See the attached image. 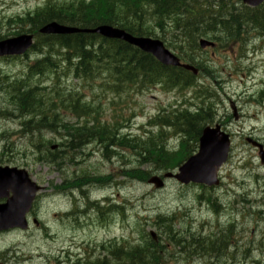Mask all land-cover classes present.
Returning <instances> with one entry per match:
<instances>
[{
    "label": "rangeland",
    "instance_id": "374dc122",
    "mask_svg": "<svg viewBox=\"0 0 264 264\" xmlns=\"http://www.w3.org/2000/svg\"><path fill=\"white\" fill-rule=\"evenodd\" d=\"M45 1L47 0H0V30L2 33L8 34L9 28L6 26V20L9 17L18 14L23 15L29 10L36 9L39 5L45 3ZM149 24L154 28L156 26L154 21H151ZM244 33L247 34L245 31ZM255 37L249 35L248 50L245 51L246 59H243L244 50L242 48H236L234 51L231 48H229V51H224V49L215 50L214 53L212 50H207V53L199 52L200 55L206 56L209 66L214 69H221L218 72V81L215 83H213L212 79L203 76L198 82L200 85L216 86L211 92L213 96H211L208 103V106L212 108L213 122H217L218 120L221 121H218L219 123L223 122L222 126L233 136L231 156L228 163L219 172L221 184L213 188L214 195L217 197L216 207L209 200H199L198 195L202 193L200 185H183L174 179L167 180L162 189H156L147 181L143 182L136 180V178L130 179L125 176H117L118 186L107 187L106 185H97V188L91 189V199L89 200L99 201L100 205L96 206H89L87 204L88 200L85 202L78 191H74L72 188L67 190L58 189L61 184H64L63 182L66 178L73 179L79 175H89L96 178L101 174L117 173V170L121 166L124 169H150L151 167H146V165L141 167L136 161V154L130 150L129 146L123 147L121 141H119L120 143L110 144L107 143V139L100 142L99 146L96 142L87 144L90 147L85 146L82 149L81 155L74 152L71 154L74 163L66 160L62 165L63 167L59 170L55 166L52 167L48 164L39 163L36 159L37 154L46 156L45 154L49 149L47 147H50V144L46 141L51 140V146L59 144V135H52L46 131H42L34 137L29 135L30 138L20 135L14 141L12 134L13 131H16L20 127L21 123L29 127L31 131L38 129L36 127L39 125V122H36L34 118L38 114L39 109L32 108V100L28 103L25 99L26 95L29 97L39 92V90H34L33 93L27 91L30 84L36 85L38 83L37 80L39 78L34 79L35 84L25 81L28 84L24 88L15 87L13 89V84H8V81L3 82L5 76H8L13 81L16 78H25L28 64L32 62L34 55H31L30 58H1L0 111L4 110L7 113L8 109V113H12V116H0V135L3 134L5 137L11 135L10 140L6 141L9 143L6 145V154L13 159L12 164L27 167L32 175L41 182L40 184H44L45 190L42 191V194H45V196L33 211L35 213L34 218L40 224L38 226L34 225V228L28 232L17 231L1 235L0 255L5 254L2 252L8 249L7 257H11L10 264H58L55 259L56 256L58 260H64L68 256V251L73 253L75 261L80 257L82 264L91 258L103 259L104 257H102L99 251L102 244L114 240V242L121 243L123 239L129 242L133 240L138 242L142 234V227L146 233H149L151 230L155 231L156 228L151 223H154L159 214H163L167 217L176 215L177 223H179V226L176 225L175 227L177 231L191 229L190 231L193 233H202L206 234V236L213 234L212 231L216 229L217 223L226 225L233 222L235 223V230H238L236 231V239L241 242L236 245V248L233 247L228 251V256L225 254L223 257L220 256V258H218L219 256L216 258V256L206 255L203 258L195 257L190 260H187V256H178L176 259L170 258L169 254L172 253L170 252L167 256L163 257L164 259H161L164 264H264V249H262L264 247L262 245L264 241V222H257L255 219L256 215L259 214L256 213V210L264 211V206L252 204L254 201H258L257 204H261V194L264 191V167L258 159L256 150L245 143L244 139L247 135H256L258 139L264 141V104L258 99L255 100L253 97L250 98L249 95L244 94V89L247 86L251 89V93L255 92L259 94L264 89V85L260 84V81L264 77V68L262 66L264 48L258 50L259 52L252 51L254 46L259 45ZM230 46L232 47V45ZM44 56H40L37 62L42 61ZM56 58H58V54H54L53 60ZM47 76L53 77L50 73L45 74L44 85H52V80H48ZM106 82L96 80V84L90 83L88 85L83 81L65 79L60 83H62V86L67 91L73 89L76 91L83 90V95L88 98L87 100L95 103L93 108L98 110L102 122H110L116 114L123 115L125 118L131 117V112H134L135 114L126 124V128H123L127 129L128 127L134 135H140L141 130H143L141 126L147 122L148 118L160 111L162 113L164 108L168 110V113H174L178 107L182 109L186 105L185 100L181 97L183 90L165 93L158 89H151L144 94L135 93L132 101L126 106L120 95H116L107 88L111 84H106ZM97 83L102 84V86H98ZM7 87L10 89L9 94ZM196 88L197 86H190L186 90L187 95L194 94ZM122 96H125V94L123 93ZM238 96L241 98H239L240 101L237 103L235 99ZM20 103L24 105V112L30 113V116L25 119L16 117L18 110H15V108ZM233 105L240 106L239 109L243 116L238 112L236 118L233 117ZM159 107H161L160 110ZM52 111L56 113L54 109ZM67 119L75 121L71 116L64 117V120ZM168 133L174 134V132L169 131ZM83 134L86 138L88 137L86 133ZM84 140L83 144H86L87 140ZM42 143H44L43 146ZM0 144L2 147L3 143L1 142ZM38 145L41 148H39V151L36 149ZM58 147L64 150L62 145H58ZM114 148H122V153L116 154L114 157ZM102 149L107 150L109 159L104 157ZM151 169L153 174L159 175L164 173V171H157L153 167ZM174 172H177V170ZM121 178H123L122 184H120ZM91 181V178H87L88 183ZM70 190L74 191V195L81 202H74L72 199L74 195L70 196L62 193L63 191ZM245 192L247 193L245 194ZM105 196H111L114 204L118 203L121 205L123 203V216H118L116 213L107 211L105 215L106 220L100 221V219H103V216L101 217L99 209L107 207V202L104 199ZM75 204L79 205L78 207L81 210L71 215H66V213L74 210ZM252 205H254L253 208ZM59 212L65 214L68 218L65 216L60 217ZM261 219L264 220V217ZM140 223L142 227H138ZM248 248L249 251L246 253V249ZM56 252H58V255H55L57 254ZM61 252L63 255H61ZM29 255L31 256L28 257ZM20 256L25 257L24 260H18L17 258H20ZM64 264L69 263L66 261Z\"/></svg>",
    "mask_w": 264,
    "mask_h": 264
},
{
    "label": "trees",
    "instance_id": "16d2710c",
    "mask_svg": "<svg viewBox=\"0 0 264 264\" xmlns=\"http://www.w3.org/2000/svg\"><path fill=\"white\" fill-rule=\"evenodd\" d=\"M150 9L154 10L152 14H149ZM53 20H58L62 23L66 21L65 23L82 27L112 24L122 27L134 35L143 36L150 35L157 37L155 33L160 29V32L163 33L160 37L167 42L168 46L178 52L179 57L183 61L188 60V62L201 66L202 62H198L192 57L193 51L199 48L198 40L200 37L212 40H214L213 36L217 40L224 37L226 43L231 44L236 42L238 34L244 35V31L250 33L256 29V33H259V36H264V3L259 7L252 8L243 4L242 0H92L90 2L84 0L67 2L65 4H52L50 0H47L43 6L34 11H27L25 15H14L6 20V26L9 28L6 35L20 34L29 29V31L36 34L37 41L42 38L45 39V45H47V48H50L49 55L52 50H55V53L63 52L64 61L67 63L64 70L71 73L70 77L75 76L84 82H88L90 85V83H95L97 80L93 79L92 76L98 73H108L107 84H111L108 85V89L116 93L145 91L158 84H161L164 90H168L174 86L184 87L189 81L188 77L194 76L183 68L164 66L151 54L141 52L138 48L120 40L106 39L89 33L64 36L39 34L38 29L43 24ZM151 21L155 22V28L149 24ZM172 30L173 34L170 33ZM166 33L167 37L165 36ZM175 33V39L170 40L169 37ZM6 35L0 30V39H3ZM80 39L84 40L87 48L85 45H82L83 40ZM179 39L182 41H179ZM37 41L31 50L32 52L37 48ZM95 45H97L96 49L94 48ZM74 56H77L76 62H73L75 60ZM90 61H92V64L89 66L88 63ZM38 64H43L40 67L41 71H64L63 68L59 70L61 68L49 65L48 62H38ZM205 69L207 68L205 67ZM57 74L59 73L55 75V86L53 88L50 89L48 86H43L41 84L42 81L38 80V83L34 86L39 89V92L37 91L39 95H30L29 97L26 95L25 101L29 103L32 100V108L40 109L34 118L36 122H39L36 128H39L41 125V127L48 126L51 129L57 128L59 124H63L65 132L68 134L66 142L69 143L71 150L76 151L85 142L84 139L89 137L98 138L99 142L105 141L116 128L100 122L97 116L98 112L96 116L91 117L94 120L91 121L93 123L91 127L85 126L87 125L86 123H89L88 120L83 127H79L77 124L69 125V123L64 122V119L58 112L53 113L52 109L57 107L58 98L52 97L50 93L54 90L60 91L58 88L60 79ZM3 80V82H6L12 79L5 76ZM24 81L35 84L32 75L25 77ZM7 88L9 94L10 89L9 87ZM34 90H30L29 92L33 93ZM42 94H45V101L41 98ZM79 97L82 99L84 107L93 106V104H88V102L84 101L83 96L80 95ZM79 100L75 98L70 104L71 108H75L76 112H78L76 108H81ZM62 101L67 103L69 97H62ZM18 106L23 107L24 105L20 103ZM162 114L165 115L162 118L161 124H176L180 128H183V130L177 131L182 135L179 149L170 150L166 147L165 140L168 131L161 125H158L159 129L156 132L151 131L152 135L149 138L139 143H128L129 140L127 139L129 136H125L121 138L123 139L121 144L123 147L129 146L130 150L136 154L138 164L141 167L146 165V167H153L157 171L174 170L196 150L201 130L204 124L207 123L205 121H209L211 116L208 115L207 117V111H204L203 115V111L201 110L191 114L189 107L176 109L174 113L164 112ZM159 115L157 118L160 117ZM118 121L116 119L113 124L116 125ZM152 122L157 123L155 119ZM187 124H196V128L186 130L185 126ZM116 126L118 127V125ZM28 131H30L29 128L23 130L24 133ZM83 133H86L88 137L86 138ZM43 145L44 143H42ZM39 148L38 145L37 151H39ZM46 153L48 162L56 165L63 163L64 158L60 157L59 151H51L49 148ZM151 168H132L128 170L127 176L129 178H136L139 181H146L149 175L152 174ZM84 178H91V182L100 179L99 177L94 178L89 175H85ZM175 217L176 215L170 217L163 216L155 220L154 224L158 228L159 235L163 236L160 240L163 242L161 246V242L156 244L146 233H142L138 245L136 243L135 245L129 243L126 249L123 248L121 250L118 248L122 247H118L116 242H111L110 245L104 246L109 251L112 259L95 261L94 264H104L109 261L111 264H158L159 258L162 256L161 251H168L166 243L172 244L177 253L185 254L186 252L187 255L190 253L192 256L198 255L200 257L202 256L201 254L206 252L208 241H211L213 245L221 238H233L232 225L224 230L218 229L215 232V237L208 236L209 240L206 239L207 237L193 233L190 230H187V232L183 230L177 231L175 227L178 223H175ZM168 218L171 219V223H168ZM184 249L186 250L184 251ZM173 257L175 256L173 255ZM118 259L121 263H119ZM85 264L92 263L86 262Z\"/></svg>",
    "mask_w": 264,
    "mask_h": 264
},
{
    "label": "bare ground",
    "instance_id": "6f19581e",
    "mask_svg": "<svg viewBox=\"0 0 264 264\" xmlns=\"http://www.w3.org/2000/svg\"><path fill=\"white\" fill-rule=\"evenodd\" d=\"M152 12H154V10H152V9H150V12H149V14H152ZM26 14V13H25ZM25 14H23V15H25ZM170 20V19H169ZM66 21H63V23H62V25L63 24H68V23H65ZM253 26V25H252ZM252 26H251V28H252ZM84 28V30H89V29H91V27H83ZM251 28H250V30H251ZM256 30V29H255ZM257 31V30H256ZM25 34H28L29 33V29H26L25 31H23ZM258 32H260V31H258ZM85 33H89V34H92L91 32H85ZM171 34H173V30L170 32ZM78 34H81V33H78ZM44 35H51V34H44ZM176 35V33L173 35V36H171V37H169V39L171 40H174L175 38H174V36ZM165 36L167 37V34H165ZM213 39L216 41V43H217V46H218V48H220V49H225L226 48V46H227V43H226V41H225V38L224 37H221L220 39H215V36H213ZM236 42L238 43V44H240V46H241V48L244 50V53H243V59H246V50H248L247 49V47H248V40H249V33H245L244 35H240V34H238V36L236 37ZM80 40H83V39H80ZM36 41H37V39H35L34 40V45H35V43H36ZM176 41V40H175ZM179 41H182L181 39H179ZM75 43H78V42H75ZM79 44V43H78ZM80 44H81V42H80ZM76 45V44H75ZM82 45H85V43H84V40H83V42H82ZM129 45H131V46H133V47H135V48H138L141 52H144V53H147V52H145L144 50H142V49H140L139 47H137V46H135V45H132V44H130L129 43ZM183 45V44H182ZM81 46V45H80ZM77 47V46H76ZM82 47V46H81ZM85 47L87 48V46L85 45ZM94 48L96 49L97 48V45H95L94 46ZM190 48H191V46H190ZM81 49V48H80ZM84 49V48H83ZM49 50H50V48H47V45H45V39H39L38 41H37V48H35V50H33V54L32 55H34L33 57V60H32V62L31 63H29L28 64V67H27V71L26 72H28L29 74H32L34 71H36L37 72V70L38 71H41L40 70V67H42V65H40V64H38V62H48L49 63V65L51 64V65H55V66H58L59 68H61V69H59V70H62V68H63V70H64V68H65V66H66V62L64 61V53L63 52H59V53H55L56 51L55 50H52V52H51V54L49 55L48 54V52H49ZM241 51V50H240ZM194 52V51H193ZM54 54H58V58H56L55 60H53V58H54ZM43 55H45L44 56V58H43V60L42 61H38L37 62V60H39V58H40V56H43ZM72 55V54H71ZM70 55V56H71ZM242 56V55H241ZM31 57V56H30ZM75 57V60L73 61V62H76L77 61V59H76V57L77 56H74ZM193 58H194V56H192ZM57 60V61H56ZM70 60V59H69ZM188 61V60H187ZM88 63V62H87ZM94 63V62H93ZM89 66H90V64H92V61H90L89 63ZM95 65V64H94ZM97 65V64H96ZM99 66H100V64H99ZM103 66V65H102ZM208 69H205V67L204 66H202L201 67V71H202V76L203 77H207V78H209L210 79V77H209V75L210 76H215V77H217L218 75H217V72H211V73H209L208 74V71H207ZM54 72H55V70H54ZM56 73H59V74H57L58 75V77H59V79L62 81V80H65V79H69L70 78V76H71V73H68L66 70H64L63 72H56ZM91 73V72H90ZM94 74H95V72H94ZM93 77V79H97V80H102V81H107L106 82V84L108 83V78H109V74L108 73H106V74H103V73H98V74H95V76H92ZM206 78V79H207ZM188 83H193V85L194 86H197V87H199L200 86V84H199V82L198 81H195V77H188ZM9 83L8 84H13V89L15 88V87H21V88H24L25 87V85H27L28 83H26L25 81H24V77L23 78H16L14 81L13 80H10V81H8ZM187 83V84H188ZM263 83V82H262ZM186 84V85H187ZM185 85V86H186ZM158 86L159 87H162L161 86V84H158ZM33 89H35V90H39L38 88H36L34 85H32V84H30V87H29V89H27V91H30V90H33ZM36 95H39L38 93L36 94ZM50 95L52 96V97H55V98H58L57 99V107H55L54 108V110L56 111V112H58L60 115H61V117H63L64 115H69V116H71V117H73L78 123H79V127H83L84 126V124H85V122L89 119V118H91V117H93L97 112H98V110L97 109H95V108H93V106H89L88 108H86V107H84L83 106V104H82V100H79V104L81 105V108H76V110L78 111V112H76L75 111V108H71V103H72V101L75 99V98H72V97H69V101H67V103L66 102H63L62 101V97H65V96H68V93H65V92H63V91H56V90H54L52 93H50ZM181 95V94H180ZM180 95H178V96H180ZM201 95H202V97L203 98H207V99H209V98H211V96H213V95H211V92L210 91H208V90H206V89H201ZM181 96H183V94L181 95ZM44 101L46 100V97H45V94H42V97H41ZM239 98H241V97H236V99H235V102H239L240 101V99ZM235 102H234V104H235ZM22 104V103H21ZM179 108V107H178ZM15 110H18V114H16V117H18V118H22V119H25L26 117H29L30 116V113L29 112H24V108L23 107H20V106H18L17 105V108H15ZM40 110V109H39ZM166 110V109H165ZM171 110V109H170ZM203 111V115H204V111L206 112V111H211V107L210 106H208V105H206V104H204V105H198V106H195L194 108H192V109H189V111L191 112V114H194V113H197V111ZM79 114V115H78ZM1 115H9V116H12V113L11 114H9L8 113V109H7V113L4 111V110H2V111H0V116ZM208 115H209V113L207 114V117H208ZM211 115V119L209 120V121H205V122H207V123H205L204 124V126H203V128H205L209 123L208 122H211L212 120H213V114H210ZM160 117H158L157 119H156V121H157V123L155 122V123H149V126H150V129H152V127H159L158 126V124L159 125H161V126H164L166 129H167V131H169V132H174V134H177L178 132L177 131H179V130H183V128H180L178 125H176V124H161V122H162V118H163V116H164V114H161V115H159ZM40 120V119H39ZM104 126V125H103ZM20 127L24 130L25 128H29V127H27L26 125H24V124H20ZM120 128V129H119ZM119 128H117L115 131H113V132H111V134L107 137V141H108V143H110V144H112V143H117V142H119V141H123V139H121V138H119L118 136H119V133H120V130H122L123 128H126V124H124V126H120ZM185 128H186V130H190V129H195L196 128V124H187V126H185ZM52 129V130H51ZM49 128L48 126H45V127H40V128H38V129H35V130H33V131H31L30 129V131H28L27 133H26V136L27 137H29V135H31V137H34L37 133H40V132H42V131H46V132H48V133H50V134H56V135H59V137H60V141H59V144H56V145H61V144H63V143H65L66 141H67V136L65 135V134H63V133H61V132H59L58 130H57V128ZM30 132V133H29ZM1 134V133H0ZM71 134H72V132H71ZM128 135H131V136H129L128 137V139L127 140H129V142L128 143H132V144H136V142L137 143H139L140 141H143V140H145V139H147V138H149L151 135H152V132L151 131H149V130H147V129H143V130H141V132H140V135L139 134H136V135H132L131 134V132L130 133H127V135L126 136H128ZM0 137H1V139L3 140H5V141H8V140H10V138H11V135H7V137H5V135H0ZM30 138V137H29ZM119 138V139H118ZM49 142H51V140H48ZM70 141V140H69ZM52 143V142H51ZM90 147V146H89ZM71 148H70V145H69V143H67L66 142V144H65V146H64V151L65 152H67L68 150H70ZM94 149V148H93ZM98 150V149H97ZM103 150V153H104V157L105 158H107V159H109V155H108V152H107V150H104V149H102ZM116 149L114 148V153L116 154L117 152H119V151H121L122 150V148H118L116 151H115ZM95 152V151H94ZM47 154V153H46ZM45 154V155H46ZM62 153H60V155H61ZM86 154V153H85ZM59 157V156H58ZM114 158V157H113ZM122 158V157H121ZM111 160H113V159H111ZM111 160H108V161H111ZM73 163H74V161H73ZM76 163H78L77 161H76ZM101 175H103V174H101ZM257 177V176H256ZM264 181V180H263ZM75 182H76V184H75V186L73 187V186H71V187H73L72 189H74V191H78V193H79V195L81 196V197H83V199L85 200V202L87 201V200H89V199H91L90 198V196H91V193H90V191H91V189L92 188H97V185H99V186H101L102 184H103V180L100 178L99 180H97V181H93V182H90V183H88L87 182V178H83V177H81V176H76L75 177ZM103 186V185H102ZM261 187V186H260ZM70 191H72L73 192V195H74V191L73 190H70ZM242 191H243V189H242ZM248 192V191H247ZM247 192H245V194L247 193ZM259 193V192H258ZM240 194V193H239ZM253 194V193H252ZM251 194V195H252ZM264 194V193H263ZM241 195V194H240ZM262 195V194H261ZM255 196V195H254ZM262 197V196H261ZM219 198V197H218ZM244 198V197H243ZM254 198V197H253ZM73 200H74V202H81L80 200H79V198H77L75 195L73 196V198H72ZM246 199V198H245ZM258 199V198H257ZM260 200V199H259ZM95 201V200H94ZM219 202V201H218ZM220 202H221V200H220ZM86 204V203H85ZM88 204V203H87ZM103 204V203H102ZM204 204V203H203ZM243 204V203H242ZM100 205V204H99ZM205 205V204H204ZM222 205V204H221ZM79 206V205H78ZM76 204H75V208H74V210L72 211V212H69V213H66V215H71V214H73V213H75V212H79L81 209H80V207H78ZM82 206V205H81ZM246 206V205H245ZM256 206V205H255ZM222 207V206H221ZM104 208V207H103ZM259 208V207H258ZM262 208V207H261ZM261 208H260V210H261ZM85 209V208H84ZM92 210V209H91ZM228 210V209H227ZM258 210V209H257ZM256 210V213H259L258 215H256V221L257 222H264V220H262L261 218L262 217H264V211H257ZM225 211V210H224ZM255 211V210H254ZM248 212H249V210H248ZM60 213V212H59ZM90 213V212H89ZM113 213V212H112ZM61 214V213H60ZM96 214V213H95ZM231 214V213H230ZM62 216H66L65 214H61ZM92 215H93V213H92ZM166 215V214H165ZM251 215V214H250ZM164 215L163 214H159L157 217H156V220H158V219H160V217H163ZM218 216H220V215H218ZM79 217V216H78ZM95 217V216H94ZM93 217V218H94ZM97 217V216H96ZM165 217H167V216H165ZM169 217V216H168ZM230 217V216H229ZM252 217V216H251ZM68 218V217H67ZM80 218V217H79ZM98 218H99V216H98ZM108 218V217H107ZM224 218V217H223ZM61 219V218H60ZM75 219V218H74ZM40 220V219H39ZM64 220V219H63ZM62 220V221H63ZM68 220H70V219H68ZM106 220V219H105ZM167 220H169V222L168 223H171V219L170 218H168ZM233 220V219H232ZM254 220V219H253ZM66 221V220H65ZM72 221V220H71ZM249 221H251V220H249ZM42 222V221H41ZM64 222V221H63ZM227 222V221H226ZM42 223H44V222H42ZM64 223H66V222H64ZM207 223V222H206ZM251 223V222H250ZM176 225V224H175ZM174 225V226H175ZM182 225V224H181ZM200 225H201V223H200ZM209 225V224H208ZM224 225V224H223ZM179 226V225H178ZM184 226H186V225H184ZM183 226V227H184ZM212 226V225H211ZM47 227V226H46ZM206 227V226H205ZM70 228V227H69ZM68 228V229H69ZM74 228V227H73ZM204 228V227H203ZM213 228V227H212ZM211 228V229H212ZM49 229V228H48ZM163 229V228H162ZM186 229V228H185ZM190 229V228H189ZM262 229V228H261ZM166 230V229H165ZM191 230V229H190ZM193 230V229H192ZM204 230V229H203ZM224 230V229H223ZM264 230V229H263ZM45 231H47V230H45ZM160 231H161V229H160ZM180 231V230H179ZM197 231V230H196ZM195 231V232H196ZM236 231H238V230H236ZM175 232V231H174ZM187 232V231H186ZM211 232V231H210ZM213 232V231H212ZM211 232V233H212ZM255 232V231H254ZM46 234H48L47 232H46ZM189 234V233H188ZM208 234V233H207ZM223 234V233H222ZM146 235V234H145ZM198 235H200V234H198ZM206 235V234H205ZM240 235V234H239ZM254 235V234H253ZM181 236V235H180ZM224 236V235H223ZM72 237V236H71ZM163 237V236H162ZM183 237V236H182ZM197 237H199V236H197ZM251 237V236H250ZM254 237V236H253ZM252 237V238H253ZM264 237V236H263ZM195 238V237H194ZM205 238V237H204ZM211 238V237H210ZM188 239H190V238H188ZM213 239V238H212ZM73 240V239H72ZM124 240V239H123ZM164 240V239H163ZM187 240V239H186ZM214 240V239H213ZM250 240V239H249ZM253 240V239H252ZM50 241V240H49ZM204 241V240H203ZM263 241V240H262ZM264 242V241H263ZM116 243H117V241H116ZM128 243H131V242H128ZM239 243H241V242H239L237 239H236V237H234V238H221V239H219L218 240V242L216 243V244H211V241H208L207 242V246H206V248H207V250H206V252L204 253V255L206 256V255H210V256H216V258L218 257V258H220V256H225V254L224 253H226L227 251H229L231 248H233V247H236V245L237 244H239ZM71 244V243H70ZM111 244V243H110ZM184 244V243H183ZM261 244V243H260ZM64 245V244H63ZM66 245V244H65ZM76 245V244H75ZM135 245V244H134ZM136 245H138V244H136ZM107 246V245H106ZM128 246V245H127ZM160 246H161V243H160ZM183 246V245H182ZM184 246H185V244H184ZM212 246V248H210ZM193 247V246H192ZM115 248V247H114ZM116 248H118V247H116ZM162 248V247H161ZM194 248V247H193ZM78 249V248H77ZM119 249V248H118ZM178 249V248H177ZM180 249V248H179ZM187 249H189V248H187ZM218 250V251H216V250ZM262 249H264V247L262 248ZM61 250H62V248H61ZM60 250V251H61ZM70 250V249H69ZM186 249H184V251H185ZM48 251V250H47ZM78 251V250H77ZM100 251V250H99ZM116 251V250H115ZM169 251V250H168ZM232 251V250H231ZM245 251V250H244ZM198 252V251H197ZM19 253V252H18ZM60 253V252H59ZM77 253V252H76ZM81 253V252H80ZM123 253V252H122ZM126 253H127V251H126ZM186 253V252H185ZM49 254V253H48ZM97 254V253H96ZM172 254V253H171ZM231 254V253H230ZM21 255V254H20ZM51 255V254H50ZM55 255H57V254H55ZM98 255V254H97ZM161 255L162 256H167L168 255V252H167V250H162L161 251ZM201 255H203V254H201ZM227 255V254H226ZM228 256V255H227ZM231 256H233V255H231ZM38 257V256H37ZM43 257V256H42ZM64 257V256H63ZM79 257V256H78ZM82 257H83V255H82ZM85 257V256H84ZM97 257H99V256H97ZM96 257V258H97ZM115 257V256H114ZM6 258H7V256H0V261L3 263V264H8L7 262L9 261H6ZM11 258V257H10ZM17 258V257H16ZM24 258L25 257H23V256H20V258L18 257L17 259L18 260H24ZM40 258V257H39ZM49 258V257H48ZM59 258V257H58ZM80 258V257H79ZM87 258V257H86ZM122 258V257H121ZM197 258H202V256H198L197 255ZM196 258V259H197ZM14 259V258H13ZM41 259V258H40ZM92 259V258H91ZM94 259V258H93ZM101 259V258H100ZM112 259V258H111ZM164 259V258H163ZM11 260V259H10ZM15 260V259H14ZM49 260V259H48ZM58 260V259H57ZM82 261V260H81ZM101 261V260H100ZM50 262V261H49ZM112 263H113V261H112ZM119 263H121V262H119ZM124 263V262H123ZM12 264H14V263H12ZM20 264V263H19ZM23 264H25V263H23ZM54 264V263H53ZM82 264V263H81ZM104 264H111L110 263V261L109 262H105ZM118 264V263H117Z\"/></svg>",
    "mask_w": 264,
    "mask_h": 264
},
{
    "label": "water",
    "instance_id": "95a60500",
    "mask_svg": "<svg viewBox=\"0 0 264 264\" xmlns=\"http://www.w3.org/2000/svg\"><path fill=\"white\" fill-rule=\"evenodd\" d=\"M244 2L251 6H258L263 3L264 0H244ZM40 32L47 34H66L74 32L99 33L105 37L121 39L135 45L145 52L153 54L165 65H181L188 70L195 73L197 72L194 67L181 64L179 59L168 48H166L162 41L150 37H136L127 33L123 29L114 28L110 25H101L95 29L89 30H79L77 28H69L56 22H52L45 25ZM32 39V35L23 34L0 40V57L24 53L32 45ZM201 45L205 47L212 45V43L202 40ZM259 147L261 149L260 156L264 163V150L262 149V146ZM229 150V135L222 132L220 127H216L215 129L207 127L200 139V152L181 166L178 174L174 175L173 173H167L166 176H174L180 182L186 184L191 181L207 183L209 185L216 184L218 183L217 170L227 160ZM3 175V170H0V181ZM22 176L23 174H20L16 178L12 177V181L14 182L12 185L14 196L13 200L0 206V229L9 227L27 228L25 213L32 204L37 187L33 183L28 184L24 182L25 179L23 178L24 176ZM17 178V184H15ZM150 182H154L157 186L163 185L162 180L157 176L152 177ZM0 187L2 188V185Z\"/></svg>",
    "mask_w": 264,
    "mask_h": 264
},
{
    "label": "flooded vegetation",
    "instance_id": "af4514ba",
    "mask_svg": "<svg viewBox=\"0 0 264 264\" xmlns=\"http://www.w3.org/2000/svg\"><path fill=\"white\" fill-rule=\"evenodd\" d=\"M30 120H31V119H30ZM30 120H29V122H30ZM0 256H1V255H0ZM4 257H5V256H4ZM6 260H7V261L9 260L7 263L10 264V258L7 257ZM0 264H3V263L0 261Z\"/></svg>",
    "mask_w": 264,
    "mask_h": 264
}]
</instances>
